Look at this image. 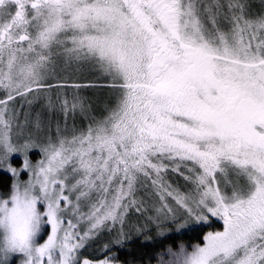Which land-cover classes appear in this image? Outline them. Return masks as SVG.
<instances>
[{"label": "snow or ice", "instance_id": "obj_1", "mask_svg": "<svg viewBox=\"0 0 264 264\" xmlns=\"http://www.w3.org/2000/svg\"><path fill=\"white\" fill-rule=\"evenodd\" d=\"M260 7L0 0V164L14 177L0 198V264H120L82 250L104 230L116 229L113 243L122 245L129 212L146 213V205L161 235L166 221L223 223L191 251L167 249L159 264H264V0ZM61 64L107 77L90 86L110 89V99H98V116L91 103L65 99L63 123L49 125L43 140H14L10 102L52 88ZM77 112L89 122L69 127ZM34 149L42 156L36 163ZM13 154L23 156L22 168L9 163Z\"/></svg>", "mask_w": 264, "mask_h": 264}, {"label": "rangeland", "instance_id": "obj_2", "mask_svg": "<svg viewBox=\"0 0 264 264\" xmlns=\"http://www.w3.org/2000/svg\"><path fill=\"white\" fill-rule=\"evenodd\" d=\"M252 2L254 4V10L256 12H259L261 10L260 0H252ZM49 82L53 85V87L50 89L41 90L40 95L36 99H32V95L29 94L27 98L17 97L15 101L10 102V112L14 113L16 117L13 121L12 128V135L14 140L22 142L29 135L43 140L48 134L49 125H51L54 129L56 122L59 121L63 123L64 116L63 113L60 111V104L65 99L69 101V104H71V102H73L77 98L91 103V114L98 116L100 114V108L97 106L98 99L103 98L105 100H108L112 95L110 89L108 88H98L90 86L93 84H106L109 81L107 77L101 76L99 72L90 69L87 65L77 67L76 65L65 66L61 64L58 67L56 73L49 77ZM77 85H79L80 87H76ZM3 98L4 92L3 90H0V99ZM28 100H31L32 102L29 104ZM49 100H51L52 104L54 105V108L51 110L48 107ZM38 118L41 121L40 130H37L35 127V123ZM88 122L89 121L83 118L78 112L75 115V118H73L72 115H69L68 117L69 127L75 125L77 128H81L86 126ZM17 133H20V135L18 136ZM41 158L42 156L39 153V150L34 149L32 152L29 153V159L32 163H36ZM16 162L18 163L16 164ZM9 163L13 168L20 169L23 165V156L21 154H13ZM6 169V164H0V171L6 172L11 175L13 183L14 177ZM28 178L29 174L27 172L20 173L19 179L21 181H27ZM167 179L175 187H179L181 191L186 190L183 178L178 176L177 174L169 172L167 175ZM10 190L11 187L7 194L0 193V198H7V196L10 194ZM138 195L143 197V191H141ZM169 204L170 206L175 207L174 202L169 201ZM156 206L158 207L159 205L157 204ZM146 208L147 211L143 214L135 213L134 211L129 212V215L126 218V222L123 226V231L128 234L127 239L125 241L130 240L132 238V234L135 233L137 229H140V231L144 230V233L149 231L155 232V234H160L159 230L154 224L148 223V217L154 216L155 210L152 207H148L147 205ZM177 215L180 223H183V220L187 219V217L183 216L182 211ZM213 222L219 223L221 227L209 232L223 230L222 221L213 217H209V220L206 223L197 224L194 221L189 220L185 228L200 224L209 226ZM145 225H147V227H145ZM83 227L84 225H81V228ZM118 228L119 225H117V229ZM183 228H180L177 222L166 221L164 234L172 233L173 230L181 232ZM103 232H106L108 236H110V238L113 237L112 240H114L116 235V229H113L112 231H101L100 234L91 242H94V244H100V242H102L105 238L103 237ZM46 234L47 233L45 232V234L42 236L40 240L41 243L43 242V239H46ZM203 243L201 245H203ZM109 245H111V243H109ZM84 251L85 250H82L83 257L86 256L85 254H88V252ZM98 252L99 249H96L94 253L90 254V256H95ZM16 264H18V261L16 262Z\"/></svg>", "mask_w": 264, "mask_h": 264}, {"label": "trees", "instance_id": "obj_3", "mask_svg": "<svg viewBox=\"0 0 264 264\" xmlns=\"http://www.w3.org/2000/svg\"><path fill=\"white\" fill-rule=\"evenodd\" d=\"M12 180L11 175L0 171V193L7 194L9 192ZM219 227H221L219 223L213 222L209 226L200 224L183 228L181 232L173 230L172 233L164 235L149 231L144 233V230H141L133 233L132 238L124 241L122 245H115L112 240L113 237L110 238L106 232H103L104 240L100 244L90 242L84 251L88 252L85 257L100 259L106 254H110L115 256L121 264H159L158 258L166 253L167 249L171 248L173 251H178L179 246L184 245L191 251L194 245L203 243L207 232ZM105 245L109 246L110 251L108 253L105 252ZM96 249H99V252L95 256H90ZM165 259H167L166 256Z\"/></svg>", "mask_w": 264, "mask_h": 264}]
</instances>
